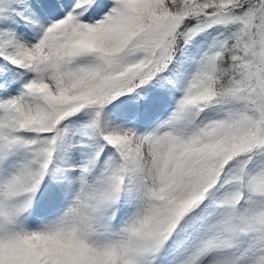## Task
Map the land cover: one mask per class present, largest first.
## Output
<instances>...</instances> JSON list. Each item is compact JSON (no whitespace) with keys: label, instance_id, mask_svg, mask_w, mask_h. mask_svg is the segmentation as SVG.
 Segmentation results:
<instances>
[{"label":"snow or ice","instance_id":"obj_1","mask_svg":"<svg viewBox=\"0 0 264 264\" xmlns=\"http://www.w3.org/2000/svg\"><path fill=\"white\" fill-rule=\"evenodd\" d=\"M0 264H264V0H0Z\"/></svg>","mask_w":264,"mask_h":264}]
</instances>
